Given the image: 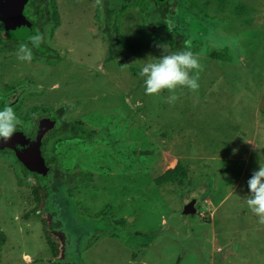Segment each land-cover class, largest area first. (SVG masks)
<instances>
[{
  "label": "rangeland",
  "instance_id": "obj_1",
  "mask_svg": "<svg viewBox=\"0 0 264 264\" xmlns=\"http://www.w3.org/2000/svg\"><path fill=\"white\" fill-rule=\"evenodd\" d=\"M55 1L52 36L49 10L42 23L55 52L0 55V86L15 84L12 104L40 89L35 101L86 132L47 141L57 174L44 188L46 215L32 212L36 175L0 151V264H264V224L246 203L264 165V0H176L152 31L154 0ZM162 32L183 35L201 65L199 89L177 88L174 103L167 90L146 94L139 75L145 60L174 52L154 40ZM177 162L182 175L156 184ZM192 199L196 212L182 214ZM42 216L59 222V258Z\"/></svg>",
  "mask_w": 264,
  "mask_h": 264
},
{
  "label": "clouds",
  "instance_id": "obj_2",
  "mask_svg": "<svg viewBox=\"0 0 264 264\" xmlns=\"http://www.w3.org/2000/svg\"><path fill=\"white\" fill-rule=\"evenodd\" d=\"M43 37L36 33L29 38V43H21L18 47L17 58L22 61L32 59V48L39 47ZM164 47V46H162ZM190 42L175 52H166L160 57L145 60L139 75L143 78L145 92L148 95H158L167 90L166 100L174 103L179 97L175 95L177 88H188L192 92L199 89V71L201 65L199 58L190 50ZM19 119L9 104L0 108V140L8 141L16 133ZM235 153V149L233 150ZM249 195L246 197L248 208L255 214L259 223L264 224V165L253 171L247 181Z\"/></svg>",
  "mask_w": 264,
  "mask_h": 264
},
{
  "label": "trees",
  "instance_id": "obj_3",
  "mask_svg": "<svg viewBox=\"0 0 264 264\" xmlns=\"http://www.w3.org/2000/svg\"><path fill=\"white\" fill-rule=\"evenodd\" d=\"M173 2H169L167 0H163V5H158V4H154L155 9H153V15H151L150 17V21L148 19L149 22V26H150V31L155 30L154 28H156V26L163 28L162 26V21H168V19L170 18V15L173 14L174 12V5L176 3V0H172ZM106 4V3H105ZM134 6L135 5H139L138 1H134V3H132ZM115 5V3H114ZM50 6L48 8V3L46 0H37V4L35 5V8L38 9L39 13H35L33 14L35 17V22L34 24H38L37 22H39V20H43L45 21V19H47V11H50V34L52 33V31L54 30V28H56L57 25H59V17H58V13L56 10V5L55 2H53V0H50ZM161 6V7H160ZM143 8V5L141 6ZM114 7L110 8V4L104 7V9L106 10V15L107 16V22L108 25L111 24V16L112 13L114 11L113 9ZM125 8V7H124ZM155 10V11H154ZM29 12H32L33 9H29ZM159 12V13H158ZM112 20V19H111ZM162 30V29H161ZM117 40L116 35H112L111 33H108V40H107V44L108 47L110 48V55L115 57L119 52L117 50V46L115 41ZM154 40H156L158 43L163 44L165 46H168L170 48L173 49V51H178L180 49H183V35L178 34V33H161L160 36H157L156 38H154ZM45 52V51H44ZM211 55L213 57H218L219 55L215 52H212ZM112 58V57H111ZM60 112H62V109H60V111L57 113V116L59 117ZM81 125H83L82 123H80L79 121H76L75 124H69L66 121H60L59 125H58V129L59 132L57 133V135H55L52 139L51 142V148L55 145L56 142L60 141V140H65V139H74V138H82L84 135V132L86 131H80V127ZM56 128V129H57ZM86 134V133H85ZM60 138V139H59ZM59 139V140H58ZM45 143L42 147L45 148L46 147ZM44 152V150H43ZM42 157L44 159V161L48 162L51 165V168H49L46 173L42 174V175H38L35 173V177H36V181L35 183H32L31 185V195H32V199L35 202L36 208L32 209L33 213H35L36 211L38 212V214L40 215H46L44 212L46 211V209L43 206V198L46 195V192L44 191L45 186L48 184V179L54 175L56 176L57 171L55 169V166L53 164V160L51 158H46L45 152L42 154ZM22 166V170L24 171L25 174L30 175L31 173L27 172L26 168L21 164ZM183 173V169L180 166V163L177 162L173 167L171 168H167L163 173H161L158 177L155 178V183L156 184H165V183H171L174 182L175 180L178 179L179 176H181ZM71 178L73 179V181L76 180V174L71 175ZM44 201V200H43ZM30 212V211H29ZM27 213V216L31 215V213ZM186 215V214H184ZM193 215V214H192ZM53 219H51V217H47V216H42L41 217V223H42V234L44 239L46 240V243L48 245V247L50 248V252L51 255L53 257L59 258L61 255V247H60V239L59 236H57V234L54 232V230L58 227L59 222H53ZM122 222V221H121ZM120 225V223H118ZM122 231V230H121ZM1 234V233H0ZM3 236V234H1ZM0 235V246L2 245V243H4L3 241V237Z\"/></svg>",
  "mask_w": 264,
  "mask_h": 264
},
{
  "label": "flooded vegetation",
  "instance_id": "obj_4",
  "mask_svg": "<svg viewBox=\"0 0 264 264\" xmlns=\"http://www.w3.org/2000/svg\"><path fill=\"white\" fill-rule=\"evenodd\" d=\"M46 1L48 3V8L51 7L50 6V0H46ZM53 2H55V5H56V1L53 0ZM36 4H37V0H30L25 5V7L23 9L22 13L26 17V19H28V21H29L28 24L22 23L18 26H15V28L12 30H8L4 25L0 24V55H5L6 53L11 54L12 52L17 53L18 47L21 43H29V38H26L24 36L30 30L28 29L27 32H25V31L20 32V30H24L23 28H26L28 25L30 26V29L34 32V35L36 33H39L43 37V42L40 44L39 47H32L31 44H29V47L32 48V58H34L35 56L46 57L49 52H51V51L55 52L54 49L51 48L45 40V35L42 31L43 20L41 19V20H39V22H37L38 24H34V23H36L34 20L37 17H35L33 14H35L36 12L39 13L38 12L39 10L35 8ZM29 9H33V11L29 12L28 11ZM49 26H50V23H49ZM57 27H58V25L56 26V28ZM48 28H50V27H48ZM56 28H54V30L52 31L51 34H50V31L48 32V34L50 36H52V34L55 32ZM48 30L49 29H47V31ZM23 34H24V36H20ZM46 36H47V34H46ZM107 40H108V37H107ZM49 87H50V89H52L54 87V83ZM14 88H15V84L9 83V82L3 83V85L0 86V108H2L4 106V104H9L10 106L13 107V109H14V111H15L18 119H19V123L17 124L16 131L21 130L24 133V135L31 136L39 124V118L41 116H48V117L54 118L56 120V123H55L53 130L51 132H49L46 143L51 136L53 139V137L55 135H57V133L59 132V129L57 127L59 125V122L60 121L62 122L61 115H62L63 109L58 108V107H56V109H55V107H54L55 103H54L50 108L52 110H50L48 107L43 106V105L39 104L37 101H35L33 98V96H35V95H33V93L38 92L40 89L29 91V92H31L29 94V97L24 98V95H23L22 97H20L18 99V101H16L14 104H12V99H13L12 95L14 94V91H13ZM21 90H23V88H21ZM26 103H27V105H26ZM23 106H24V109L22 108ZM19 109H21V110L23 109V112L19 113L18 112ZM60 109H62V112H60L59 117H58L57 113L60 111ZM42 150H44V152H45V148H43ZM0 151H6V150L0 149ZM44 152H42V153H44Z\"/></svg>",
  "mask_w": 264,
  "mask_h": 264
},
{
  "label": "water",
  "instance_id": "obj_5",
  "mask_svg": "<svg viewBox=\"0 0 264 264\" xmlns=\"http://www.w3.org/2000/svg\"><path fill=\"white\" fill-rule=\"evenodd\" d=\"M30 0H0V24L4 25L8 30H12L15 26L22 23H29L28 19L23 15V9ZM155 3L161 5L163 0H154ZM20 32H27L26 38L34 35V32L28 25ZM18 31V30H17ZM28 36V37H27ZM56 120L48 116H41L39 124L31 136H26L21 130L16 131L12 138L8 141L0 140V149L10 151L16 159L31 174L42 175L51 168V165L44 161L42 157V146L46 143L49 132L55 126ZM198 200L192 199L183 205L182 214L192 215L196 212Z\"/></svg>",
  "mask_w": 264,
  "mask_h": 264
}]
</instances>
